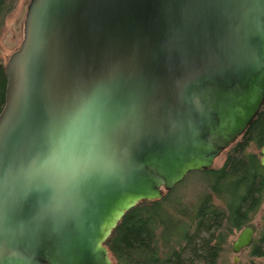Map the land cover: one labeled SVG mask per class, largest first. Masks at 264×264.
I'll return each mask as SVG.
<instances>
[{"label":"water","instance_id":"obj_1","mask_svg":"<svg viewBox=\"0 0 264 264\" xmlns=\"http://www.w3.org/2000/svg\"><path fill=\"white\" fill-rule=\"evenodd\" d=\"M6 77L0 264H114L124 215L214 168L259 115L264 0H31Z\"/></svg>","mask_w":264,"mask_h":264},{"label":"trees","instance_id":"obj_2","mask_svg":"<svg viewBox=\"0 0 264 264\" xmlns=\"http://www.w3.org/2000/svg\"><path fill=\"white\" fill-rule=\"evenodd\" d=\"M14 0H0V36ZM7 63L0 57V114L5 106ZM264 106L227 151L224 165L191 172L164 198L128 211L105 245L114 264H218L229 238L251 225L264 202ZM200 184L192 199L178 195L188 181ZM260 244V246H258ZM264 233L253 255L262 257Z\"/></svg>","mask_w":264,"mask_h":264},{"label":"rangeland","instance_id":"obj_3","mask_svg":"<svg viewBox=\"0 0 264 264\" xmlns=\"http://www.w3.org/2000/svg\"><path fill=\"white\" fill-rule=\"evenodd\" d=\"M30 1L31 0H14V10L5 20L0 36V57L4 63H8L10 56L21 46L24 37V21ZM251 152L258 153L262 157L261 150L255 147L251 148ZM225 160L226 152L216 160L214 168H221ZM200 188V184L190 180L178 188L177 192L178 195L187 196V199H192L197 192H200ZM250 226L255 230V239L251 247L238 254L234 253L232 246L241 231L235 232L229 238L228 246L219 259L218 264H264V246L261 247L262 257L253 255L255 245L264 233V202ZM258 246H260V244H258Z\"/></svg>","mask_w":264,"mask_h":264},{"label":"clouds","instance_id":"obj_4","mask_svg":"<svg viewBox=\"0 0 264 264\" xmlns=\"http://www.w3.org/2000/svg\"><path fill=\"white\" fill-rule=\"evenodd\" d=\"M87 122V114L82 113L73 120L69 121L68 127L65 132V137L61 141L60 151H66L69 146L81 135L84 130V125Z\"/></svg>","mask_w":264,"mask_h":264},{"label":"bare ground","instance_id":"obj_5","mask_svg":"<svg viewBox=\"0 0 264 264\" xmlns=\"http://www.w3.org/2000/svg\"><path fill=\"white\" fill-rule=\"evenodd\" d=\"M189 174H190V173H189ZM185 178H186V177H185ZM182 182H183V181H182ZM178 185H179V184H178ZM176 186H177V185H176ZM176 186H175V187H176ZM175 187H174V188H175ZM174 188H173V189H174Z\"/></svg>","mask_w":264,"mask_h":264},{"label":"flooded vegetation","instance_id":"obj_6","mask_svg":"<svg viewBox=\"0 0 264 264\" xmlns=\"http://www.w3.org/2000/svg\"><path fill=\"white\" fill-rule=\"evenodd\" d=\"M167 193H169V192H166L165 194H167Z\"/></svg>","mask_w":264,"mask_h":264}]
</instances>
